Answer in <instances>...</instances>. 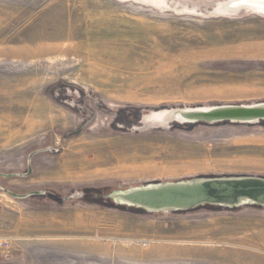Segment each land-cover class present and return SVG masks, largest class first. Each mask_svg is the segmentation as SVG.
Segmentation results:
<instances>
[{
	"label": "rangeland",
	"instance_id": "1",
	"mask_svg": "<svg viewBox=\"0 0 264 264\" xmlns=\"http://www.w3.org/2000/svg\"><path fill=\"white\" fill-rule=\"evenodd\" d=\"M184 1L205 10L223 0ZM259 48L264 17L256 14L199 16L118 0H0V174L32 172L0 185L67 195L264 177V122L109 130L105 117L86 122L55 97L68 88L114 112L141 113L137 118L150 109L264 102V57L239 51ZM49 147L29 167L30 155ZM111 193L61 205L0 192V238L12 248L0 264H264L262 207L148 214L116 206Z\"/></svg>",
	"mask_w": 264,
	"mask_h": 264
},
{
	"label": "water",
	"instance_id": "2",
	"mask_svg": "<svg viewBox=\"0 0 264 264\" xmlns=\"http://www.w3.org/2000/svg\"><path fill=\"white\" fill-rule=\"evenodd\" d=\"M135 2L157 9L175 12H192L199 16H226L240 18L248 14L264 17V0H223L214 3L205 10L184 0H118ZM140 126L134 129L140 133L160 131L168 133L173 124L178 125H218L222 123L238 125H258L264 122V102L251 104H215L202 107L166 108L146 111ZM53 148L30 155L28 164L39 154L50 153ZM27 173L0 174L4 181L28 179ZM0 192L18 201H27L34 197H45L50 202L66 205L74 200L93 202V195L112 192L107 198L116 206L141 210L148 214H171L190 212L206 206L238 209L245 206L264 208V177L225 176L213 178H194L180 181H164L147 184H133L124 187L105 186L102 188H84L67 195L54 189L16 193L0 185Z\"/></svg>",
	"mask_w": 264,
	"mask_h": 264
},
{
	"label": "flooded vegetation",
	"instance_id": "3",
	"mask_svg": "<svg viewBox=\"0 0 264 264\" xmlns=\"http://www.w3.org/2000/svg\"><path fill=\"white\" fill-rule=\"evenodd\" d=\"M55 95H54L55 97L60 98L62 101L64 100L65 103L71 106L72 108L77 109L78 112H80L82 116H84L86 122L97 120L100 119L101 117H105L106 128L109 126V130L111 129V130H119V131L120 130L133 131L135 126H140L141 118L139 117L137 118V116L141 115V113H135V115H133L134 112L131 114L130 110H120L114 112L108 107H105L103 104H99L95 102L91 97L84 96L82 93L78 91L70 90L68 88L61 89L60 92L55 93ZM89 103L93 104L94 108H96L97 111L92 110L89 107L90 105ZM129 121H131L134 124V127L129 123ZM127 122L131 127L128 126Z\"/></svg>",
	"mask_w": 264,
	"mask_h": 264
},
{
	"label": "built area",
	"instance_id": "4",
	"mask_svg": "<svg viewBox=\"0 0 264 264\" xmlns=\"http://www.w3.org/2000/svg\"><path fill=\"white\" fill-rule=\"evenodd\" d=\"M8 240L0 238V259L11 258L12 250Z\"/></svg>",
	"mask_w": 264,
	"mask_h": 264
},
{
	"label": "crops",
	"instance_id": "5",
	"mask_svg": "<svg viewBox=\"0 0 264 264\" xmlns=\"http://www.w3.org/2000/svg\"><path fill=\"white\" fill-rule=\"evenodd\" d=\"M264 48H259V49H257V50H259V51H250V50H246V49H243V50H239V51H243L242 53L243 54H245V55H247V54H250V55H254V56H257V55H261V57H264V50H263Z\"/></svg>",
	"mask_w": 264,
	"mask_h": 264
},
{
	"label": "trees",
	"instance_id": "6",
	"mask_svg": "<svg viewBox=\"0 0 264 264\" xmlns=\"http://www.w3.org/2000/svg\"><path fill=\"white\" fill-rule=\"evenodd\" d=\"M137 211H139V210H137ZM141 211V210H140Z\"/></svg>",
	"mask_w": 264,
	"mask_h": 264
},
{
	"label": "bare ground",
	"instance_id": "7",
	"mask_svg": "<svg viewBox=\"0 0 264 264\" xmlns=\"http://www.w3.org/2000/svg\"><path fill=\"white\" fill-rule=\"evenodd\" d=\"M38 55V54H37Z\"/></svg>",
	"mask_w": 264,
	"mask_h": 264
}]
</instances>
